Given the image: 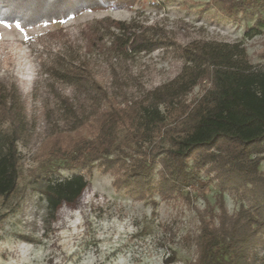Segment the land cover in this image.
<instances>
[{"label": "rangeland", "instance_id": "374dc122", "mask_svg": "<svg viewBox=\"0 0 264 264\" xmlns=\"http://www.w3.org/2000/svg\"><path fill=\"white\" fill-rule=\"evenodd\" d=\"M117 2L25 28L0 22V91L5 97L13 92L12 109L23 128L17 144V188L8 199L0 198V264H189L196 258L199 213L217 215L221 196L229 214L258 200L256 191H248L250 185L224 182L206 171L199 173L197 185L167 198L156 194L138 200L116 188L115 177L94 164L83 172L88 185L77 201L63 204L54 217L47 214L38 193L51 162L45 157L47 138L55 132L72 133L97 112L99 90L91 80L120 105L142 100L180 74L184 61L179 47L204 42L240 43L255 69H264V34L248 32L256 19L250 12L231 18L213 0ZM5 4L34 19L53 7L48 0ZM118 22L133 23L165 45L120 54L115 46L122 34L114 26ZM69 68L79 70L77 76L87 77L88 72L91 80L81 77L72 83L58 76ZM204 85H197L185 100L198 99ZM8 133L5 120L0 140ZM258 156L264 158V151ZM258 172L264 174V159ZM72 174L64 169L51 173L54 179ZM256 252L255 264H264V245Z\"/></svg>", "mask_w": 264, "mask_h": 264}, {"label": "trees", "instance_id": "16d2710c", "mask_svg": "<svg viewBox=\"0 0 264 264\" xmlns=\"http://www.w3.org/2000/svg\"><path fill=\"white\" fill-rule=\"evenodd\" d=\"M117 1L48 0L53 6L51 13L34 19L17 14L19 11L4 0L0 2V22L25 28L64 20L87 9H105ZM213 1L231 18L247 12L256 15L254 28L248 32L264 34V0ZM132 24L114 23L122 33L115 42L120 54L150 52L165 45ZM178 50L184 61L180 74L149 91L142 100L123 105L91 80L88 72L87 77L77 76L79 70L69 68L58 74L72 83L81 77L91 80L99 90L101 106L72 133L55 132L47 138L45 157L51 162L38 193L47 214L54 217L63 204L77 201L88 185L83 172H90L94 164L102 173L115 177L116 188L138 200L156 194L167 198L197 185L200 172H215L224 182L243 188L250 185L248 191H256L258 200L229 214L221 196L216 202L217 215L199 213L196 258L189 264H255L256 248L264 245V174L258 172L264 159L258 156L264 151V69L256 70L246 48L237 42L194 43ZM202 83L206 85L201 96L187 102L185 97ZM6 94L0 91V123L9 120V133L0 140L3 200L17 188V144L23 133L22 120L12 109L16 102L13 92ZM59 169L73 174L65 179L52 178L51 173Z\"/></svg>", "mask_w": 264, "mask_h": 264}, {"label": "snow or ice", "instance_id": "6c2138e0", "mask_svg": "<svg viewBox=\"0 0 264 264\" xmlns=\"http://www.w3.org/2000/svg\"><path fill=\"white\" fill-rule=\"evenodd\" d=\"M17 27L19 28V27H20V25H17Z\"/></svg>", "mask_w": 264, "mask_h": 264}]
</instances>
